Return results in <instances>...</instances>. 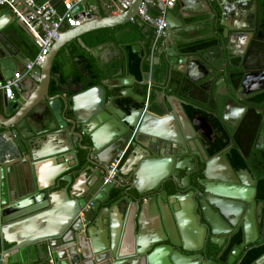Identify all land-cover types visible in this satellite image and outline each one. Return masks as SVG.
I'll list each match as a JSON object with an SVG mask.
<instances>
[{
    "label": "water",
    "instance_id": "95a60500",
    "mask_svg": "<svg viewBox=\"0 0 264 264\" xmlns=\"http://www.w3.org/2000/svg\"><path fill=\"white\" fill-rule=\"evenodd\" d=\"M142 2L132 0L125 11L106 15L89 11L88 4L96 6V0L77 5L74 13L82 23L59 30V39L41 65L38 85L27 95L22 88L15 89L10 100L4 94L0 127L15 136L18 149L12 158L29 163L36 176L33 190L24 191L17 179L16 162L8 165L0 156V253L34 244L46 264H241L238 257L244 248L264 242V202L256 201L258 178L249 169L235 170L231 165L227 156L233 139L216 156L208 152L218 135L209 115L219 118L231 134L234 125L226 117L225 107L233 105L238 109L234 116L243 115L247 107L233 94L237 90L235 94L245 100L247 82L263 83L264 69H244L236 89L224 80L233 77L228 73L232 61L214 32L216 43L205 47H192L185 38L173 42L174 32L187 28L184 17L218 16V8L228 30L238 27L242 19L254 24L249 28L254 38L258 0H177L166 11V38L171 40L164 50L169 61L165 87L171 93L167 101H179L181 112L174 108L162 115L152 111L145 96L132 88L135 79L131 75L123 81L130 86L121 91L133 99L128 113L102 84L85 88L81 82L80 90L70 98H64L62 92L50 95L52 79L60 76L53 73L55 59L64 63L63 74L72 70L68 54L59 51L72 40L84 45L81 37L85 33L135 20ZM1 13L17 21L7 8ZM229 19H233L231 25ZM1 25L0 20V79H8L19 46ZM133 49L139 53L141 46L136 44ZM214 76L230 90L223 110L217 92L209 93L216 106L212 111L207 101L191 95L193 88H204ZM149 81V73H144L141 83ZM181 88L189 99L180 94ZM187 100L195 103L191 116L184 108ZM67 110L72 111L71 117ZM169 124L173 130L168 129ZM54 137L59 138L57 147L49 142ZM128 144L130 149L138 148L129 153L134 161L131 183H104L105 166ZM200 169L203 189L188 187L190 174ZM43 173L49 175L48 180L39 178ZM168 181L174 185L172 194L165 187ZM117 186L127 188L120 197H110ZM117 209L121 225L112 215ZM240 232L243 241L223 258L230 240ZM251 264H264V253Z\"/></svg>",
    "mask_w": 264,
    "mask_h": 264
},
{
    "label": "crops",
    "instance_id": "0c3cea01",
    "mask_svg": "<svg viewBox=\"0 0 264 264\" xmlns=\"http://www.w3.org/2000/svg\"><path fill=\"white\" fill-rule=\"evenodd\" d=\"M37 2H43L46 0H36ZM57 8L61 11L62 1L63 0H52ZM89 0H86L83 4H88ZM96 6L88 4V9L91 12L100 11L101 15L111 14L113 13L111 8H107L106 5L101 0H96ZM264 3V1H263ZM6 8L3 6H0V20L2 21L1 28L3 31H6L10 34L11 39L17 43L19 46L18 50L15 52V56L13 57L15 61V65L10 66V71L12 72V76L15 74L17 70H22L23 73L26 72L25 69V62L29 59H32L36 53L38 52V46L34 43L28 32L25 30V28L18 22L14 21V18L12 16L3 15L1 12L2 10ZM9 10V9H8ZM2 14V15H1ZM178 15H181L180 12L177 13ZM221 15L222 10L218 8V16H211V14H203L195 17H184L183 20L187 26V28L183 29L180 28L174 32L175 39L173 42L180 43V39L185 38L190 41L191 45L198 44L200 42H212L216 41V38L212 35V32H214L216 35L220 37L222 42L226 45V48H224V52L227 51V55L231 59V65L228 66V73L236 70V71H243L244 69L249 70L251 65V61L255 59H262L264 57V4H261V7L259 6V17L256 20V26L254 29V33L256 34V37L252 38L251 27H254V24H251L249 21L242 19L238 27H231L228 30V26L221 22ZM215 22H212L214 20ZM217 20V21H216ZM233 19H229V25H231ZM127 24V23H126ZM141 24L144 25V32H148L151 27L146 25L141 21ZM125 25V24H124ZM17 26H20L22 29L25 30V32L21 31ZM123 26V25H119ZM111 27L110 31L113 33L112 40L109 42H106L102 45L97 46L96 48H89L86 46L83 35L81 37L84 45H82L78 40H72L69 42L65 47H63L59 54L62 52H66L68 54L69 61L72 66V70L68 75L63 74V66L64 63L60 62L58 59H55L54 65H53V73H60V76L57 80L52 79L51 85H50V95H56L59 92H62L64 98H70V96L73 94V92L80 90V83L82 82L85 85V88L87 87V72L84 71V67L82 63L80 62V58L78 55H75L72 50V46L77 43L82 48H85L87 51H89L100 68L102 69V72L105 76L104 80L101 81L99 84H102L106 90L108 91V95L115 98V102L117 103V106L124 110L126 113L130 111V103L133 101L131 97H125L121 94V91L130 86V83L123 82L128 75H131L127 69V57L128 52L124 48V44H120L116 41L117 37L121 36L122 30H115L117 27ZM69 27H64L63 30H68ZM228 30V31H227ZM168 37V36H167ZM149 39V35L144 39L137 40L134 42L133 46L136 44H139L141 46V51L138 53L139 55H142L143 59H147L150 61V64H157L160 61V55L162 53L166 54L164 51L171 43V40L169 38H163L161 41H159L157 44L158 46L154 47V42L152 43L150 53L147 54L146 48L148 46L147 40ZM230 45L231 49H229L227 46ZM158 47V49H157ZM133 48V47H132ZM134 50V49H133ZM181 52V51H180ZM263 54V55H262ZM179 56H184L183 54L179 53ZM56 67V69H55ZM178 67L181 68V63H178ZM41 71V67L39 69ZM83 73V77L80 80H77L78 74ZM149 73L150 75V81L146 84H142L140 81H138L133 75V78L135 79L133 83L131 84L134 91L140 95H144L143 91L146 89L147 95L145 96V103H148V106L151 107L152 111L158 113V114H164L167 110L171 112L172 108L176 110V112L180 111V103L177 100H172V102H168L167 98L171 96V93L167 91L166 87L164 86L161 89H157L155 92L154 100L151 101V87H152V75L151 72H144ZM198 75V79L201 78ZM143 78V77H142ZM214 79L210 80L209 84L206 85L204 88H193L191 95L192 98L195 100H201V101H207L209 105H211V110L215 106V102L213 101L210 92L215 93L217 92L218 95L222 96L223 105L221 106V109L224 108V101L228 98L230 90L224 86L221 82H218V77L214 76ZM224 80L228 82L230 85L231 81L229 79V76H225ZM22 82V89L21 92L23 95H27L32 89V87H36L38 85L39 80L30 77L27 74H24L23 78L21 79ZM97 84V85H99ZM60 90V91H59ZM4 92L0 91V111H3V103H4ZM235 94V93H234ZM8 98V97H7ZM131 98V99H130ZM9 99V98H8ZM10 100V99H9ZM121 100L122 102H120ZM125 104L128 106L125 107ZM64 108V106H63ZM185 108V105H184ZM226 109V117L228 120H232L235 112L238 110L233 105H228L225 107ZM70 110L66 111V115L68 117H71ZM168 112V111H167ZM175 123V122H174ZM176 124V123H175ZM173 124L168 125V129L173 130L172 128ZM69 128L71 127V123L68 124ZM170 132V131H169ZM61 138V137H60ZM49 142L54 145L55 147L59 144V138L54 137L49 140ZM17 143L15 140L14 135H10L8 132H5V129L0 127V156L4 160L6 164L11 162L12 164H17L18 167V176L17 179L21 182L24 191H26L27 188H29L31 191L34 188V178H35V172L33 168L30 166L29 163L24 162L23 160L19 161L17 157L12 158L11 154H15L17 151ZM138 150L137 147L131 150ZM129 156V155H128ZM129 158V159H128ZM126 158L124 163L122 164L120 173L122 174V178L124 182H131L132 179V168H134V161L133 158L129 156ZM15 161V162H12ZM9 165V164H8ZM134 170V169H133ZM39 176V174H38ZM49 175L43 173L40 175L41 180H48ZM64 183V182H63ZM26 188V189H25ZM122 206H125L122 204ZM120 211L117 209L114 210V213H112L113 217L116 219V221L121 225L122 215L119 213ZM264 244V242H263ZM7 252V257L5 261H0V264H37L41 258L42 255L40 254L38 248L34 245H28L26 247H22L18 250H5L0 253L1 256ZM246 252V248H244L238 259ZM241 260V259H240Z\"/></svg>",
    "mask_w": 264,
    "mask_h": 264
},
{
    "label": "trees",
    "instance_id": "16d2710c",
    "mask_svg": "<svg viewBox=\"0 0 264 264\" xmlns=\"http://www.w3.org/2000/svg\"><path fill=\"white\" fill-rule=\"evenodd\" d=\"M150 13L152 15H159L161 10L158 6L152 7L149 9ZM144 25L141 24L140 19H135L134 21H130L127 24L123 26L117 27L115 30H122L121 31V36L117 37L116 41L120 44H124V48L128 52V57H127V69L131 75H133L138 81L141 82L142 77L144 72H151L152 75V87H151V101L154 100L155 97V92L158 89L163 88L167 82H168V75H169V61L168 57L166 54L162 53L160 55V61L157 64H150V61L147 59H143L142 56H140L138 53L134 52L133 50V44L137 40L144 39L147 34L149 35V39L147 40L148 46L146 48L147 54L150 53L152 43L154 42L155 39V32L154 29L151 28L148 32H144ZM83 40L89 48H96L99 45H102L106 42H109L112 40L113 33L110 31V28H101L97 29L88 33H85L83 35ZM216 41L212 42H200L198 44L192 45V47L200 46V47H205L209 46L210 44H215ZM158 46V44H157ZM73 53L75 55H78L80 58V62L82 63L84 67V71L87 72L88 77H87V87L95 86L99 84L101 81L104 80L105 76L102 72V69L92 56V54L87 51L85 48H82L80 45L75 43L72 46ZM158 49V47H157ZM37 54V53H36ZM56 69V67H55ZM233 77H230V83L235 84V86L239 85V82L242 78L243 72L242 71H232ZM83 77V73L78 74L77 80H80ZM147 90L145 89L143 91L144 95L146 94ZM180 94L184 96V98L189 99V97L185 96L187 95L186 90L182 89L180 90ZM264 98V93L258 95L255 99L257 101H260ZM131 99V98H130ZM122 102L121 100H119ZM195 105L194 102L187 100V104H185V109L187 113L191 116L192 113H194L196 110L193 107ZM251 113L253 116L256 115V111L252 108ZM210 120L216 130L218 131L219 135V143L217 146V149H222L225 146H227L228 143V132L224 129L222 123L220 122L219 118L209 115ZM240 132V131H239ZM247 133L250 136V140H253V131H250L247 129ZM235 140L241 141L242 144V152L244 154L249 155V158L245 157V155H241L240 150L238 149H233L232 155L230 156V161L232 165L236 168H241V167H247L248 165L251 166V168L254 170L256 175L258 176V186H257V197L259 200L264 201V147L263 148H258L254 149L252 148V145L248 143L247 141H242L240 136H236ZM197 175H194V178ZM115 197L117 198L119 194L116 192ZM121 195V194H120ZM242 242V236H238L235 240V242L227 249V251L224 254L223 258H227L231 250L236 244H239ZM264 253V244L262 245H257L255 247H249V249L246 250L244 256L242 257V262L241 264H251L256 260L260 255ZM37 264H46L43 260H40Z\"/></svg>",
    "mask_w": 264,
    "mask_h": 264
},
{
    "label": "built area",
    "instance_id": "2783aa9c",
    "mask_svg": "<svg viewBox=\"0 0 264 264\" xmlns=\"http://www.w3.org/2000/svg\"><path fill=\"white\" fill-rule=\"evenodd\" d=\"M86 0H63L60 11L52 0L37 2L36 0H0V6L6 7L14 13L17 21L25 28L34 43L38 46L37 54L25 62L26 72L17 70L8 79H0V91H3L9 99H13V91L22 88L21 79L24 74L40 80V67L53 44L59 39V30L64 27H76L82 23V19L77 18L74 8L83 4ZM107 8H111V14L120 13L130 8L132 0H101ZM177 0H143L139 8V17L143 23L154 29V47L163 38L167 37L169 24L166 20V11L175 6ZM158 6L160 14L155 16L150 13V8ZM134 21V20H133ZM148 106V103L146 102ZM128 147L118 152L113 161L105 166L104 183L116 184L121 182L120 171ZM120 179V180H119ZM88 204L80 213L84 216L88 210ZM7 252L4 253L0 261H5Z\"/></svg>",
    "mask_w": 264,
    "mask_h": 264
},
{
    "label": "flooded vegetation",
    "instance_id": "af4514ba",
    "mask_svg": "<svg viewBox=\"0 0 264 264\" xmlns=\"http://www.w3.org/2000/svg\"><path fill=\"white\" fill-rule=\"evenodd\" d=\"M263 1L264 0H258V4H259L260 7H261V4H264ZM251 65H252V67H250L249 70L264 69V57H262V59H258L256 61H255V59L252 60L251 61ZM231 84L236 89H238L239 85L235 86V84H233V83H231ZM235 93H237V90H236ZM262 93H264V82L262 83V82L250 81V82H247V84L245 86V89L243 90V97H246L245 100H243L241 97H238L236 94H233L236 97V99L238 98L237 100H239V102L242 103L243 106L247 107V109H246V111H245V113L243 115L234 116L235 118L230 120L231 124L234 125V129L231 132V134H230V132H228L229 136H228L227 146H225L222 149H217L218 143L220 141L218 139L220 134L217 135V137L215 138L214 142H212L211 146L208 148V152H209L210 156H216L217 154L225 151L230 146L229 145V139L231 138V139L234 140V142H233V148L231 149L230 153L227 156L228 160L230 161V156L232 155L233 149H237V150L239 149L240 152H241L240 154L242 156L245 155V157L249 158V155H246L247 153L244 154V152H242V148H244V147H242V145H245V144H242L241 141L237 142L235 140L236 136H240L242 141L244 140V141H247L248 143H250L252 145V148H254V149H258V148H263L264 147V112L263 113H259L260 110H264V98L262 100H260V101H257L255 99L258 95H260ZM235 97H233V98H235ZM137 105L139 106L141 104L137 102ZM252 108L256 111V115H257L256 117L253 116L252 113H251V109ZM247 129H249L250 131H253V140H250V136L247 133ZM127 147H128V149H127L125 158L123 160V163L126 160V158H128V155L130 153V145L128 144ZM230 163H231V161H230ZM231 165H232V163H231ZM233 168L235 170H240V171L241 170H245V169H249L258 178V176L256 175V173L254 172V170L251 168L250 165H248L247 167H244V168L243 167L236 168V167L233 166ZM201 171H202V169L197 170L195 172H192L190 174L188 187L202 188V186H200V184H199V180H201L202 177H203V175L201 174ZM194 175H197V176H195V178H194ZM183 176H184V173L182 172L181 175H180V178H183ZM121 183H123V185L129 186V184L131 182L128 181V182L125 183L123 178H122ZM257 186H258V183H257ZM165 187L168 189L169 193L172 194V193L175 192L174 191V185H173V183L171 181H168L166 183ZM126 188L127 187L121 188V187L117 186L115 189L112 190V192L110 194V197H115V195H116L115 193L116 192L119 194L118 197H120V194ZM256 201L257 202H261L263 200H259L258 197H256ZM86 211L87 210H85V212ZM238 236H242V233L240 232L238 234H235L232 237V239L230 240L229 247L235 242V240H236V238ZM242 241H243V239H242ZM259 242L260 243H258L257 245H262L263 244L262 241H259ZM237 245L238 244H236L234 247H236ZM234 247H233V249H234ZM242 256L240 257V259L242 258Z\"/></svg>",
    "mask_w": 264,
    "mask_h": 264
}]
</instances>
